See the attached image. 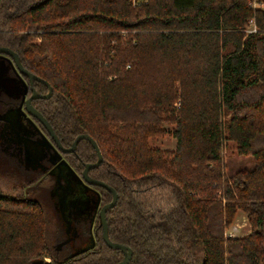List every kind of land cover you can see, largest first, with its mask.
Here are the masks:
<instances>
[{
  "label": "trees",
  "instance_id": "1",
  "mask_svg": "<svg viewBox=\"0 0 264 264\" xmlns=\"http://www.w3.org/2000/svg\"><path fill=\"white\" fill-rule=\"evenodd\" d=\"M0 47L51 87L31 105L60 145L79 135L97 144L102 162L88 176L117 194L107 234L131 250L128 264H264V9L248 0H149L139 8L127 0H0ZM0 56L7 82L14 68ZM3 88V107L28 96ZM33 89L48 91L38 82ZM30 118L66 163L55 181L62 205L92 204L90 213L66 216L90 245L68 249L40 203L0 192V264L119 263L122 253L105 245L98 225L111 194L75 179L96 162L91 144L80 140L65 154ZM165 124L174 127L175 150L150 149ZM227 144L251 168L227 177ZM238 210L250 232L227 237Z\"/></svg>",
  "mask_w": 264,
  "mask_h": 264
},
{
  "label": "rangeland",
  "instance_id": "2",
  "mask_svg": "<svg viewBox=\"0 0 264 264\" xmlns=\"http://www.w3.org/2000/svg\"><path fill=\"white\" fill-rule=\"evenodd\" d=\"M260 1L264 4V0ZM251 30L253 26L247 29ZM122 33L120 37L124 42L128 34ZM32 42L38 44L39 39L33 38ZM163 128L167 133L149 139L148 147L173 152L176 141L171 132L174 127L165 124ZM36 130L38 135L26 133L20 127L14 107H0V192L12 197L21 195L40 203L46 211L50 225L57 231V239L61 244L73 251L81 250L90 245L89 236L82 233L78 222L66 219L67 210L66 212L60 210L63 204L62 195L57 192L55 181L61 180L64 176L62 162H57L59 159L53 153L49 139L39 128ZM222 155L227 167V177L238 170L251 168V159L238 156L232 144H227ZM59 167L62 174L55 177L54 172L59 171ZM249 232L250 225L246 215L238 210L225 236L239 238L248 235ZM43 260L46 263L50 262L47 257Z\"/></svg>",
  "mask_w": 264,
  "mask_h": 264
},
{
  "label": "water",
  "instance_id": "3",
  "mask_svg": "<svg viewBox=\"0 0 264 264\" xmlns=\"http://www.w3.org/2000/svg\"><path fill=\"white\" fill-rule=\"evenodd\" d=\"M1 54L7 55V56H9L11 58L13 64L15 65L16 69L18 70V72L21 75L26 76L28 78L30 84H32L33 82H38V83L43 84L47 88L48 91L44 95H39L34 90H32V95L25 101V107L24 108H25L26 113L29 116H31L32 118H34L35 120H37L40 123V125H42V127L47 131L48 135L50 136L52 141L56 144L58 149L61 152L65 153V154H68V153H72L75 150V148H76V146H77V144H78V142L80 140H86V141H88L91 144L92 148L94 149V151L96 153V157H97L96 162L92 163V164H85L84 165V169H83V171L81 173V177H76L74 174L73 175L76 177L75 179L78 182V184L83 185L84 187H87V188H89L90 186L100 187V188L105 189L106 191H108L111 194L110 203L104 205L103 207H101L99 209V212H98V225L101 228V236H102V239H103V242L105 243V245L108 248H110V249L120 251L122 253V255H123L122 260L119 263H117V264H128V262H129V260L131 259V256H132L131 250L128 247H125V246L119 245L117 243L111 242L109 240L108 234H107V224H106L105 214H106L107 210H109V209H111V208H113L115 206V204L117 202V199H118L117 194L112 188L107 186L105 183L97 181L95 179H92V178H90L88 176V172L91 169H94V168L98 167L99 164L102 162V156H101V153L99 151V148H98L97 144L89 136H87V135H79V136L76 137V139L73 141V143L71 144V146L69 148H63L60 145L59 140L56 137V135L54 134L51 126L49 125V123L31 105L32 100L49 98L51 96V93H52L51 87L49 86L48 83H46L42 79H40L37 76H35V75L29 73L28 71H26L22 67V65H21V63L19 61L18 55L16 53H14L13 51H11L10 49L4 48V47H0V55ZM61 162L66 166L65 162H63V161H61ZM98 205H99V200L96 201L95 207H98Z\"/></svg>",
  "mask_w": 264,
  "mask_h": 264
},
{
  "label": "flooded vegetation",
  "instance_id": "4",
  "mask_svg": "<svg viewBox=\"0 0 264 264\" xmlns=\"http://www.w3.org/2000/svg\"><path fill=\"white\" fill-rule=\"evenodd\" d=\"M1 61H3V62L5 61L2 56H0V62ZM8 63H9V66H12L14 68V69H12L13 70L12 71L13 74H12V76L7 77L8 78L7 82H3V80L0 82V86L4 87V84H5V88H3V87H0V88H3V90L5 92L12 93L13 95L16 94L15 96H17V97H19L18 94H19L20 90L23 88L22 90H23L24 94L26 96L27 95L28 96L26 98H24V100L19 102L18 105H16V106L14 105L13 107H14V110L16 111V113H17L21 129L25 130L26 133H30L32 135H38L37 134L38 130H36L37 126L31 120V118H30L31 116H29L26 113L25 108H24L25 107V101L32 95V90H34L33 89L34 82L32 84H30L29 80H28V78L26 76L25 77L27 78L28 82H25V79L21 78V74L16 69V67L13 64L12 60H10V62H8ZM22 82H23V84H22ZM29 92H30V94H28ZM0 107L6 108V107H3V106H0ZM57 149H58V147H57ZM52 151H53V149H52ZM57 162L60 163L61 161L58 160ZM58 170L60 172V167L58 168ZM80 186L84 187L83 185H80ZM84 190H86V189H84ZM92 203H93V201H92ZM77 205L78 204H75V203L71 204V205H65V206L62 205L60 207V210L62 212H66V210H67V212H68L67 213V217L68 218H70L72 215H75L76 212H78V214H87V213H90L91 211H93V209L91 208V205H92L91 203H86L84 205H81V207H79V208H78ZM98 208H99V205H98V207H95L94 209H98Z\"/></svg>",
  "mask_w": 264,
  "mask_h": 264
},
{
  "label": "built area",
  "instance_id": "5",
  "mask_svg": "<svg viewBox=\"0 0 264 264\" xmlns=\"http://www.w3.org/2000/svg\"><path fill=\"white\" fill-rule=\"evenodd\" d=\"M132 8H139L141 6L147 5L149 0H127ZM249 6L252 7L254 10H263L264 4L260 0H248ZM255 28L253 27V30L250 32H254ZM123 35L125 33H122Z\"/></svg>",
  "mask_w": 264,
  "mask_h": 264
}]
</instances>
